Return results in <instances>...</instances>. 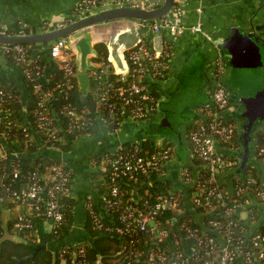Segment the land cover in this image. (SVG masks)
Masks as SVG:
<instances>
[{
	"label": "built area",
	"instance_id": "2783aa9c",
	"mask_svg": "<svg viewBox=\"0 0 264 264\" xmlns=\"http://www.w3.org/2000/svg\"><path fill=\"white\" fill-rule=\"evenodd\" d=\"M122 6L145 9L148 4L147 0H80L73 19ZM185 7L186 0H176L171 11L158 20H134L140 27L141 40L126 53L131 71L125 85L119 84L112 77L115 72L109 60L101 61L94 70L92 76L96 83V98L103 109L108 111L110 123L114 126L111 132H118L119 127L128 120L141 123L158 112L161 96L154 94L156 92L151 90L147 79L162 81L167 78L172 51L170 44L163 39L162 53L157 57L153 38L162 33L179 35L185 30L201 32V22L187 25L180 21ZM66 24L44 21L34 33L49 31ZM0 32L11 35L27 34L23 29L15 31L3 27H0ZM149 36L152 39L151 44ZM1 47L6 55L15 52L19 60L26 61L29 47L22 44ZM50 53L53 59L62 64L68 78L59 86L43 89L40 78L44 73L40 67H25L23 71L40 95L35 110L39 131L46 134L49 140L61 141L65 135L80 133L86 127L87 120L77 107L66 102L61 112L68 118L67 128H63V131L61 129L60 134L54 125L49 102L60 97L68 98L72 86L70 78L77 75V67L75 52L69 48L67 38L53 41L50 44ZM216 72L215 84L209 90L211 102L196 109L199 117L187 132L191 162L201 168L194 172L191 167L183 166L179 172L180 180L191 186L192 206L199 219L193 214H184L186 205L183 192L174 190L171 183V189L159 195L154 202H140L136 199L124 203L121 216L123 227H106L108 232L132 237V257L138 255L135 243L145 241L142 252L144 264H264V145H257L256 141L255 157L262 165V175L257 168L248 165L243 177L234 176L231 189L221 181L220 176L239 167L241 161L225 152L239 150L240 144L237 122L226 119L224 115L232 109V102L227 88L219 82L224 73L220 58ZM120 79L122 80L121 77ZM12 97L11 93L0 89V100L6 102ZM9 117V106L0 109V123L4 119L10 125ZM24 132L28 145H32L30 133L26 128ZM134 145L127 151L115 153L110 160L113 169L112 181L119 177L137 180L141 175L154 172L161 177L167 174L168 165L177 157L175 146L171 143L157 142L154 152L143 151L144 144ZM0 155L4 156L5 153ZM195 157L199 163L194 162ZM13 175L17 176L18 172L15 171ZM71 177V170L64 168H55L49 174L32 171L26 186L15 191L13 197L20 201L21 206L30 202L31 207L42 211L46 216L51 229L56 228L64 219L59 196L69 191ZM119 194V188L115 185L111 199L114 204H119ZM89 211L96 227L102 229L103 223L93 206L90 205ZM32 226V219L22 213L14 223V228L18 230L30 229Z\"/></svg>",
	"mask_w": 264,
	"mask_h": 264
},
{
	"label": "trees",
	"instance_id": "16d2710c",
	"mask_svg": "<svg viewBox=\"0 0 264 264\" xmlns=\"http://www.w3.org/2000/svg\"><path fill=\"white\" fill-rule=\"evenodd\" d=\"M24 29V28H23ZM22 28L16 29L20 31ZM26 33H34V30L24 29ZM29 47L26 61L19 60L17 53H9L7 56L12 61L20 63L23 67H40L44 76L40 78L43 89L49 90L59 86L68 78L65 76L64 68L61 63H57L53 73L48 75L44 70V62L41 58L42 53L38 55L34 52V47L38 44H22ZM48 45L42 46L46 48ZM98 55L94 58L96 63L101 61L108 62V50L104 44L96 46ZM168 75V73H167ZM112 77L118 80L119 84L125 85L124 81L119 76L113 74ZM168 77V76H167ZM93 79V76H92ZM72 84L69 89L68 98L60 97L57 100L49 102L51 108V117L54 125L59 129L60 134L62 128H67L68 118L61 112L65 103H71L77 107L80 113H83L87 120L86 127L80 133L68 135L73 140L78 137L89 136L100 130L101 124H105L109 131L114 129L110 123L108 111L98 103L96 98V83L90 89L86 102L82 103L80 96V85L77 76L71 77ZM25 83L27 87V95L15 87L0 82V89L11 93L12 98L8 101L0 100V109H10L9 120H4L0 123V147L9 149L10 151L22 150L29 155L28 157H20L15 162L11 159L9 153L0 155V264H144L142 252L145 248V241L135 243L138 250V255L132 257V237L128 234H120L118 232H108L106 227H123L121 216L123 214L124 203H130L138 199L140 202L149 200L156 201L159 195L167 193L171 189L170 180H159L158 173H150L141 175L139 178L131 179L129 177H119L112 181V166L110 160L117 152L127 151L133 148L135 143H125L115 152H108L104 155V162H101L99 174L102 176V182L99 184L103 201L101 211L93 207L94 211L99 215L103 228L96 227L95 222L89 212V222L87 224L88 232L94 237L95 243L88 241L78 242L73 244L64 243L73 228L75 215L74 204L75 200L72 195L73 191V174L69 181V191L62 193L59 196L64 219L61 225L56 228L47 229L46 223L49 222L42 211L31 207L30 202L22 206V214L28 215L33 222L30 229L18 230L14 228V223L17 220V215L8 223L6 230L12 235H16L18 239L4 237L5 227L2 225L1 213L5 205H18L13 197V193L28 183V178L32 171H41L49 174L53 167L68 169L61 162L56 161L47 166L44 158H34L33 154L40 151V145L45 143L48 147H57L65 149L67 145L63 141L49 140L47 135L41 133L37 126V116L35 110L39 101V93L34 89V83L27 79L25 75ZM157 97L159 94L154 93ZM6 99V97H5ZM119 115L122 116V112ZM199 117V116H198ZM122 118V117H121ZM194 126L191 124L187 132ZM24 128L31 135L32 145H28V138L25 135ZM257 145H264V134L260 133L257 136ZM188 142V137H187ZM189 146V144H188ZM154 152L153 143L144 142L143 151ZM174 156V154H173ZM194 162L199 163L195 157ZM52 168V170H47ZM17 171L18 175L13 173ZM117 185L119 188V204H114L112 199V189ZM117 200V198L115 199ZM112 203V205H111ZM194 222V221H193ZM51 226V225H50ZM150 244L152 241H149Z\"/></svg>",
	"mask_w": 264,
	"mask_h": 264
},
{
	"label": "water",
	"instance_id": "95a60500",
	"mask_svg": "<svg viewBox=\"0 0 264 264\" xmlns=\"http://www.w3.org/2000/svg\"><path fill=\"white\" fill-rule=\"evenodd\" d=\"M159 3L160 5H157ZM175 3L176 0H147L148 6L145 9L129 6L112 7L77 17L65 26L49 31L26 35H11L0 32V45L33 43L41 46L48 45L45 51L49 54L50 44L53 41L67 38L69 48L75 52L76 76L80 85L79 98L82 103H85L92 86L90 71H92L93 65L91 61L98 55L96 46L104 44L107 47L108 60L113 65L115 74L127 82L131 69L126 53L136 47L141 40L140 27L134 20H158L167 15ZM42 23L38 25V28L41 27ZM231 28H235L232 29L236 32L235 36H232L230 38L232 40L224 44V47L232 55L230 59L231 69L224 67V70L229 71L228 74L232 75L230 89L227 88V90L233 107L229 111L230 114L225 117L228 120L236 121L238 124L240 149L225 152L238 157L241 162L239 167L224 175V178L229 181L230 189L233 187L234 176L243 177L248 165L253 166L254 163H251V158H254L256 152V133L259 130L264 133V38L251 27L247 28V31L235 26ZM162 45V36L154 37V49L157 57L162 53ZM49 55L52 57L51 53ZM203 55L206 59V54L202 51V54L199 53L196 57L194 56L191 61H185L170 88H164L157 82L154 83L159 92L163 93L158 117L152 115L144 122L128 125L135 131V140L131 143L143 145L145 141H152L155 145L157 139H162L164 142H172L176 146L177 157L168 165L167 174L162 175L159 180H170L174 190H183L186 200L190 195L191 186L181 183L179 172L183 166L191 167L194 172L201 168L191 162V151L186 138V128L194 123L198 114L192 108L183 110L182 119L176 123L179 134L177 141L172 136L165 135L162 130L171 125L170 120L176 113L181 112L180 103L183 97L193 88L192 82L197 83L198 78H200ZM208 85L206 83L204 88ZM242 85L250 86L253 90L244 94ZM181 89L182 92H180ZM205 94L209 95V102L198 104V106L211 102L210 93ZM12 160L15 162L17 159L14 156ZM256 168L262 175V165L259 163ZM188 212L190 211L186 210L184 214ZM193 215L199 219L195 213ZM91 242L94 244L95 239H91ZM186 244L189 247V242Z\"/></svg>",
	"mask_w": 264,
	"mask_h": 264
},
{
	"label": "crops",
	"instance_id": "0c3cea01",
	"mask_svg": "<svg viewBox=\"0 0 264 264\" xmlns=\"http://www.w3.org/2000/svg\"><path fill=\"white\" fill-rule=\"evenodd\" d=\"M79 1L80 0H0V27L8 30L26 28L37 32L38 25L46 20H51L56 23H68L75 16ZM180 21L187 25H194L201 22L202 31L191 33L189 30H185L183 33L179 34V37H174V35L170 36L167 33L154 36H162V38L167 40L170 44L171 51H173L168 77L160 82L147 79L152 90L160 96H163V93L159 92L154 86V83L157 82L164 88H170L175 80V76L181 71L184 62L191 61L194 56L196 57L199 53L202 54V51L206 54V59H204L203 55L202 69L206 66L205 73L211 81L208 87L204 88L203 91L205 90V93H209V90L215 84L217 61L220 58L219 47L216 42L212 40L214 37H222V35L225 37L227 34H230V32H232L231 27L233 26L243 31H247L249 27L254 28L264 38V0H186L184 14ZM34 52L36 55L42 53L40 55L44 62L45 73L48 75L52 74L58 61L50 57V53H46L45 48L41 45L34 47ZM91 62L93 69L90 71V77L93 84L92 75H94V70L98 68V64L94 61V58ZM228 73L229 71L224 70L223 75H227ZM202 74L203 72L201 70L199 76ZM0 82H5L15 87L26 97L27 87L23 67L20 63L12 61L9 56L3 53L1 45ZM159 114L160 112L158 111L153 114V116L158 117ZM134 133L135 131L130 127H128L127 132H111L106 125L102 123L100 130L89 136L78 137L71 140L65 135L62 140V144L64 145L65 143L67 145L65 149L48 147L46 145L42 146L41 144L40 151L33 154L34 158H44V162L47 166L53 162L59 161L71 170L73 174L72 195L75 200V221L71 233L69 237L64 240V243L91 242V239H95L87 230V224L89 222L88 210L90 205L100 211L102 209L103 195L99 187L102 178L97 177L101 168V158H103L106 153L115 152L123 144L131 143L135 140ZM149 142L153 143L152 141ZM157 142H162L163 144L171 143L164 142L162 139H157ZM3 152L9 153L12 159L14 156L16 159L29 156L22 150L10 151L9 149L0 147V154ZM224 175L220 176V179L229 187V181L224 178ZM181 183L189 185L182 181ZM178 190L183 192L182 189ZM184 200L186 203V210L190 211L188 213L194 214L195 210L192 206L191 188L190 195L187 197V200L184 197ZM15 206L17 210L16 215L18 216L23 210L21 205H5L3 208L1 213L3 227L4 225L7 227L11 219L16 216L10 213L11 208ZM46 226L47 229L51 227L49 222L46 223ZM4 237L18 239L16 235L10 234L6 229L4 230Z\"/></svg>",
	"mask_w": 264,
	"mask_h": 264
},
{
	"label": "rangeland",
	"instance_id": "374dc122",
	"mask_svg": "<svg viewBox=\"0 0 264 264\" xmlns=\"http://www.w3.org/2000/svg\"><path fill=\"white\" fill-rule=\"evenodd\" d=\"M238 28V27H236ZM232 29H235V28H232ZM191 32V31H189ZM192 33V32H191ZM235 30L230 32V34H227L225 37L222 35V37H214V39L212 40L213 42H216L217 46L219 47V54H220V61L222 63V68L224 69V67H227V69H231V66H230V59L232 57L231 53L228 51V49H226L224 47V44H226L227 41H231L232 39V36H235ZM170 36L171 35H174V37H179V35L177 34H169ZM151 36L148 37L149 39V43L151 44L152 43V39H150ZM176 39V38H175ZM234 40V39H233ZM235 41V40H234ZM172 54H173V51H172ZM99 65V63H97ZM206 71V66L203 67L202 69V72H203V76L201 75L200 78H198L197 80V83H193V88H191V90L189 91V93H187V95H185L183 97V100L182 102L180 103V106H181V112L179 111L178 113H176L174 115V117L171 118L170 120V123L171 125L168 126V128H164L162 131L165 135L167 136H172L174 138L175 141L179 140V134H178V131H177V125L176 124L177 122H179L182 118V113H184V109H195V112H196V109L199 107V106H202V105H199L198 104H201V103H204V102H209V95L208 94H205L203 92V88H204V85L207 83V84H210L211 81H210V78H208V76L206 75L205 73ZM168 74H169V71H168ZM202 80V81H199ZM231 79H232V75L230 74H227V75H223L219 82L224 85L226 88L230 89V84H231ZM153 80V79H151ZM250 80V79H248ZM155 81H161V80H155ZM185 85V83H184ZM196 85V87H195ZM242 91L244 94H248V92L252 91L253 89L250 87V86H247L245 87L244 85H242ZM182 92V89L181 91ZM207 104V103H206ZM205 105V104H204ZM198 106V107H197ZM197 113V112H196ZM230 112H226L224 113L225 116L229 115ZM130 123H136L135 121H131V120H128L127 122H125L123 125H121L119 127V132H127L128 130V125H130ZM172 143V142H171ZM251 163H254L252 168H256L259 163L256 159V157L254 156V158L252 159L251 158ZM101 162L103 163L104 162V158H101ZM250 163V164H251ZM53 168H58L57 166L53 167ZM47 170H52V168H49ZM97 177H102L100 174L97 175ZM11 215H16L17 214V210H16V206L11 208ZM259 224V223H258ZM257 224V225H258ZM5 229H6V226L4 225Z\"/></svg>",
	"mask_w": 264,
	"mask_h": 264
},
{
	"label": "flooded vegetation",
	"instance_id": "af4514ba",
	"mask_svg": "<svg viewBox=\"0 0 264 264\" xmlns=\"http://www.w3.org/2000/svg\"><path fill=\"white\" fill-rule=\"evenodd\" d=\"M260 133H263L262 130H259L257 133H256V140H257V136L260 134ZM264 134V133H263Z\"/></svg>",
	"mask_w": 264,
	"mask_h": 264
}]
</instances>
